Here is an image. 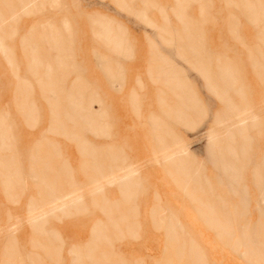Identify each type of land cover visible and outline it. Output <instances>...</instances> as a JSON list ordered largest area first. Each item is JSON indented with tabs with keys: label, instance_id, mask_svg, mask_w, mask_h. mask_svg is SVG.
<instances>
[{
	"label": "rangeland",
	"instance_id": "1",
	"mask_svg": "<svg viewBox=\"0 0 264 264\" xmlns=\"http://www.w3.org/2000/svg\"><path fill=\"white\" fill-rule=\"evenodd\" d=\"M133 1L37 0L33 2L34 8L21 10L20 4L15 0H0V12L3 15V28L0 33V114L7 113V116H11L12 113L14 115V109L9 111L6 108L12 95L10 90L3 91L5 82L8 83V86H13L14 91L19 92V96L28 87V80L20 77L21 67L26 65L27 35L42 34V39L50 40V45L55 50L60 49L59 40L64 35L66 38L70 35L72 40L78 38L79 42L82 40V44H85V39L88 42V38H92L91 44L99 52L102 51V47L96 46L99 43L95 42L93 37L108 46L113 47L118 44V50L117 48L111 49V46L109 49L118 52L120 57L124 58V67L128 71L139 69L138 71L142 74L146 70V79L151 85L156 84L154 86H156L157 108L154 107V110L157 109V112L155 114L153 111L148 112L144 122L139 124V129H144L151 135L152 144L156 147L155 154H152L151 157V161L156 163V167L153 170L149 169L151 170V179L156 182V191L152 189L155 201L147 200L145 203H141L142 205L138 209L137 217L141 222L140 231L139 235L137 234L135 237V242H131V247L134 246L136 250L138 249L135 257L131 256L130 262L123 261V258L120 260L116 255L121 257L123 252L124 254L127 252L123 249L122 243L116 244V241L110 249L107 247L97 250L99 253L104 251L107 253L104 252L107 256L101 254V258H103L101 264H167L168 262H170L169 264H264V227L263 232L259 229L261 224H264V203L259 189L255 185L253 173L256 164L258 166L264 159V57L259 56V53L264 56L262 43L264 41V21L262 20L264 17L261 15L264 13V0H247V5L252 7L251 16H247L249 13L247 11L246 14H243L245 9L238 0ZM257 15H261L260 19ZM198 18H200V29L204 31V35L200 32L201 36L203 35L200 46L204 52L205 64H201L197 60L194 48ZM102 29L109 30V35H103ZM178 36H182L183 41H180L182 39L179 38V40ZM172 37L173 39H171ZM169 39L173 42L169 43ZM88 43L90 44V42ZM127 45L131 51L127 49ZM120 47L123 49H119ZM153 48L155 49L153 50ZM257 49L261 50L258 52ZM30 50L32 49L30 48ZM162 50L168 55L175 51L176 56L172 55L174 62H171ZM103 52H105V48H103ZM123 53L130 56L125 54L126 57H124ZM111 56L112 59L116 58L112 53ZM85 59L88 66L95 67L96 62L90 53L86 55ZM183 60H190L191 68L194 71ZM144 61H147V64ZM31 63L32 65L38 64L36 60ZM103 63L100 62V66ZM172 63H175L178 69L184 70V75L188 82L190 81L200 102L204 104L202 106L204 109L196 106L195 94L189 88L187 90L186 80L181 75V71L176 69ZM221 69L230 72L233 77L234 91L228 90L227 98L220 95L219 72ZM258 69L263 72L262 75H258ZM160 71L163 76L160 75ZM132 74V79L137 80L134 76L135 73ZM118 76L115 74L108 77L110 87L114 86L113 89L116 91L120 90L123 84L122 78ZM164 76H168L169 79ZM86 77L90 80H99L97 82L100 84V77L96 70ZM172 79L174 80L172 81ZM101 82L103 83L102 79ZM171 82H177L176 87L173 88ZM136 83L138 90L144 86L140 80H137ZM23 84L26 85V88L23 87L22 90ZM126 95L129 111L138 117L141 107L140 98L144 96L136 93L133 88L129 89ZM20 105L17 110L21 113L22 120L28 123L29 114L25 112V105ZM148 105L147 103L146 107ZM106 109L108 110V107ZM190 110L199 112L203 116L200 118L195 113L190 118L195 120L198 118V120L187 121L189 112H192ZM93 115L87 111L83 115L82 122L89 130L96 131L98 128L93 126V121H95ZM142 116L145 117L143 114ZM253 116L257 118V125L238 135L235 131L236 122ZM113 117H116L115 114ZM125 124L131 126V119L126 118ZM155 124L161 127L157 132L153 126ZM9 126L14 131L19 128L17 125ZM104 128L110 130L112 125L106 124L103 126ZM2 133L0 132V144L1 135L4 136ZM155 136L158 138L157 141H155ZM242 139H247L249 144L251 141V151L248 154H251V159L255 163L253 162L254 164L250 166L245 165L246 168L242 170V174L237 180L239 189L246 190L245 194L239 198L235 193L228 192L229 188H237L234 174L230 179L233 181L232 185H227L228 179H224L222 175V177L219 176L222 162L220 149L222 147L236 148ZM138 145L148 146V138L141 137ZM135 146L137 145L135 144ZM179 149L186 152L180 156L194 173L193 186H196L195 188L209 186L215 191V197L210 199L211 202L219 207L221 198L227 205L228 216L225 227H223L225 234L220 235L219 233L217 222L222 219L219 209H215L216 223L214 225L207 223V220L198 213L196 201L209 198L212 194L203 195L196 191L193 193L195 198L190 196L192 200L189 199L188 194H185L167 173L163 161H155V158L160 157L162 153ZM224 156L227 157L228 154L224 153ZM112 169H109L108 175L115 173ZM149 170H146V174L150 172ZM117 171L115 175L134 171V175L128 178L131 184L130 193L126 197L123 198L115 184L109 186L118 190L122 200L129 198L133 188L138 184L141 194H147L150 185L143 175L145 174L144 169L140 170L142 173L140 182H134L138 181L137 169L132 165H127ZM219 180L221 182L219 186L223 191L218 186ZM226 187H228L227 192L223 194ZM100 189L101 187L97 185L93 188V192H100ZM134 191L136 192V190ZM110 205L113 211L120 212L118 210L119 201L112 199L107 202V206ZM235 210L239 213L237 216ZM121 216L115 219L109 217L108 224L109 220L116 221ZM33 220L34 218L31 219V222ZM155 220H158L159 223L161 221V227L155 225ZM172 224H176V227ZM95 225L97 228L98 224ZM171 226L173 232H171V228L168 231V227ZM255 235L263 238L258 240V243L262 242L258 247L263 246L259 250H257V244L237 241L239 237H254ZM116 236L121 237V233L118 232ZM169 236H173L179 241H185L184 253L180 256L182 260L174 255V248H177L179 241L175 245L168 243ZM93 237L92 230L91 240ZM187 246L193 249V257L187 256L189 251ZM248 251L260 253L259 256L262 260L252 259L248 256ZM77 254H79L78 251ZM175 258L180 259L177 261L178 259L175 260ZM86 260L90 263L89 258ZM14 263L15 261L12 264Z\"/></svg>",
	"mask_w": 264,
	"mask_h": 264
},
{
	"label": "crops",
	"instance_id": "2",
	"mask_svg": "<svg viewBox=\"0 0 264 264\" xmlns=\"http://www.w3.org/2000/svg\"><path fill=\"white\" fill-rule=\"evenodd\" d=\"M196 24V58L205 64L200 46L204 35L200 29V18ZM33 35H27L26 65L21 67L20 76L28 80V87L21 96L7 82L2 88L3 91H11L12 96L6 108L9 111L14 109V115L11 113V116H7L6 112L5 115L0 114V123L4 119L0 125V132L4 133L0 144V264H12L14 261V264H76L77 251L83 257L84 249L92 243L91 232L96 223L102 234L98 231V241L94 242L96 247L90 245L96 249L94 254L97 264H101V254H107L106 251L105 254L97 250L110 249L116 241V244L122 243L127 252L120 254L121 257L116 256L130 262V257L134 258L138 251L134 246L131 247V242H135L140 231L138 209L147 200L155 201L152 189L156 191V182L151 179L149 169L156 167V163L151 161L156 147L152 144L151 135L139 129V124L144 122L148 112H157V109L154 110L157 108L156 84L151 85L146 79V70L144 74L139 69L128 71L124 67V58L93 35L94 41L99 43L96 46L102 47L100 52L92 46V38H88L91 45L86 39L85 44H82V40L80 44L78 38L72 40L69 35L67 39L64 35L59 40L62 48L55 50L50 40L42 39V34ZM89 53L96 62V68L86 63L85 57ZM111 53L115 59H112ZM164 53L174 62L175 51L169 55ZM57 59H61V62ZM33 60L38 64L32 65ZM100 62H104L102 66ZM183 62L191 68L190 60ZM172 64L178 69L175 63ZM95 70L100 77V84L97 82L99 80L86 77ZM178 70L186 80L187 90L189 88L195 94L196 106L202 107L204 104L188 82L184 70ZM132 73L143 82L142 89H137V80L132 79ZM115 74H119L123 80L118 91L113 89L114 86L110 87L108 78ZM202 85L205 88L203 82ZM132 88L144 96L140 98L138 117L129 111L130 107L126 104V94ZM147 103L149 108L146 107ZM19 104L25 105V112L29 114L28 123L22 120L17 110ZM87 111L94 114L93 125L98 128L96 131L89 130L82 122ZM195 113L200 118L203 116L192 111L187 121L198 120L190 118ZM114 114L116 117H113ZM126 118L131 119V126L125 124ZM11 124L19 128L14 131L9 126ZM106 124H111L112 128L103 129ZM141 137L148 138V146L138 145ZM127 165L137 169L138 181L134 182L141 181L140 170L144 169L143 175L150 188L147 194L142 195L138 184L129 198L122 200L118 190L107 186L106 182L110 168L117 173L118 169ZM146 170L150 172L146 174ZM97 185L101 189L95 193L93 188ZM112 199L120 202L118 210L122 212L113 227L108 224V219L119 217L120 212L112 208L109 212L107 202ZM62 202L65 204L59 207ZM33 218H37L35 223L31 222ZM118 232L121 237L116 236ZM81 259L79 264H90L85 257Z\"/></svg>",
	"mask_w": 264,
	"mask_h": 264
},
{
	"label": "bare ground",
	"instance_id": "3",
	"mask_svg": "<svg viewBox=\"0 0 264 264\" xmlns=\"http://www.w3.org/2000/svg\"><path fill=\"white\" fill-rule=\"evenodd\" d=\"M15 1H17L19 4H20V9L21 10H25V9H30V8H34V4H33V2L34 1H37V0H15ZM240 3H241V5H242V7L245 9V11L243 12V14H246L247 12H249V13H247V16H251V11H252V7H249V5H247V0H238ZM248 1H250V0H248ZM252 1V0H251ZM255 3V2H254ZM3 5V4H2ZM238 6H240V5H238ZM256 6V5H255ZM257 8H258V6H257ZM239 10H240V8H238ZM241 11H242V9H241ZM247 11V12H246ZM261 12H262V10H261ZM258 13V12H257ZM259 13H260V11H259ZM242 14V13H241ZM263 17H264V13L263 14H261ZM261 15H259L260 17H261ZM245 16V15H244ZM258 16V15H257ZM258 16V17H259ZM253 17V16H252ZM260 17H259V19H260ZM2 18H3V15H2V13L0 12V33L2 32V28H3V26H2V23H3V21H2ZM246 18V17H245ZM262 19V18H261ZM263 21H264V19H262ZM4 25V24H3ZM165 32H166V30H164ZM163 31V32H164ZM102 32H103V35H109V30L108 31H106V29L105 30H103L102 29ZM58 33H59V30H58ZM57 33V34H58ZM169 33V32H168ZM48 34V33H47ZM164 34V33H163ZM60 35V34H59ZM166 36H167V34H166ZM170 36V35H169ZM264 36V35H263ZM103 37V36H102ZM184 37V36H183ZM110 38H112L111 36H110ZM178 39L180 38V39H182V36H178L177 37ZM260 38V37H259ZM263 38V37H262ZM171 39H173V37L171 38ZM179 39V40H180ZM164 40V39H163ZM167 40V39H166ZM259 40V39H258ZM180 41H183V39L182 40H180ZM261 41H263V40H261ZM170 42H173V40H171L170 41V39H169V43ZM110 43V42H109ZM168 43V44H169ZM263 43V47H264V41L262 42ZM108 44V43H107ZM167 44V43H166ZM183 44V43H182ZM125 45V44H124ZM54 46H55V44H54ZM108 46V45H107ZM109 46H111V45H109ZM183 46L184 47H186L185 46V44H183ZM118 44H116V45H113V47L111 46L110 48L111 49H116L117 48V50H118ZM125 47H126V45H125ZM124 47V48H125ZM123 49V47H120L119 49ZM127 49L128 50H130L131 51V49L129 48V46L127 45ZM182 49V48H181ZM127 50V51H128ZM261 49H257V51L259 52ZM264 50V49H263ZM130 51H128V52H130ZM125 52V51H124ZM122 53V52H121ZM124 54V57H126L125 56V54H127V53H123ZM128 55V54H127ZM128 56H130V55H128ZM128 56H127V58H128ZM259 56L261 57V58H263L264 56L261 54V53H259ZM57 61L60 63L61 62V59H57ZM263 63H264V60H263ZM62 65V64H61ZM58 66H59V64H58ZM61 69V68H60ZM261 69V68H260ZM260 69H258V75H262L263 74V72L260 70ZM160 73V75H162L161 74V71L159 72ZM168 74V73H167ZM169 75V74H168ZM163 76V75H162ZM170 76V75H169ZM164 77H168V76H164ZM167 79H169V78H167ZM174 79H172V81H173ZM168 82V81H167ZM175 82V81H174ZM219 82L221 83V86H220V88H221V90H220V95H221V97H228V90L229 91H234L233 90V77H232V75H231V73L230 72H228V71H226V70H220V72H219ZM171 84H173L172 85V87L174 88V87H176V85L175 84H177V82L176 83H173V82H171ZM19 86H21L20 84H19ZM26 86V85H25ZM24 86V84L22 85V90L24 89L23 87H25ZM170 87H171V85H169ZM26 88V87H25ZM173 88H171V89H173ZM18 89H20V88H18ZM20 89V90H21ZM176 89V88H175ZM174 90V89H173ZM175 91V90H174ZM54 95V94H53ZM219 95V96H220ZM179 96H181V95H179ZM77 98H78V96H76ZM73 98V97H72ZM177 98H178V96H177ZM226 100V99H225ZM181 101V100H180ZM179 104H180V102H179ZM182 104L184 105V101L182 102ZM186 105V104H185ZM71 106V105H70ZM184 107V106H183ZM186 107H187V105H186ZM70 108V107H69ZM185 109V108H184ZM76 110V109H75ZM193 110V109H192ZM192 110H190V111H192ZM195 110V109H194ZM74 111V110H73ZM184 111V110H183ZM179 112V111H178ZM248 112V111H247ZM190 113V112H189ZM250 113V115H251V112H249ZM78 114V113H77ZM179 114H180V112H179ZM177 117V116H176ZM178 119V118H177ZM256 120H257V118H254V116L253 117H248V118H244V119H240V120H238L237 122H236V125H235V128H236V130L235 131H237V134L238 135H241V133L243 132V131H245L246 129H249V128H251V127H254L255 125H257V122H256ZM178 122V121H177ZM91 126V125H90ZM94 126V125H93ZM154 127H155V129H156V132L158 131V130H160V126H158V125H153ZM84 127V126H83ZM85 128V127H84ZM159 128V129H158ZM154 129V128H153ZM155 131V130H154ZM226 135H228V134H226ZM157 136H155V141H157V139L158 138H156ZM226 142H227V139L225 140ZM250 144H251V141H250ZM250 144H249V141L247 140V139H242V141H241V143H240V145H238V146H236V148L235 147H233V148H229V149H227V148H225V147H222L221 149H220V159L222 160V162H221V167H220V172H221V174L219 175V176H223L224 177V179H228V183H227V185H232L233 184V181L232 180H230L231 178H232V176H233V174H234V177H235V179H236V184H237V188L235 189V188H229V190H228V192H232V193H235L236 195H238L239 196V198L241 197V195L242 194H245V192L244 191H246L245 189H239V187H238V179H239V177L241 176V172H242V170H244V168H246L245 167V165H252V164H254L255 163V161H253L252 159H251V154L249 153L248 154V152L249 151H251V147H250ZM185 151L184 150H182V149H179V150H177V151H172V152H165V153H162V155L160 156V157H157V158H155V161H163V163H164V167H165V169L167 170V173L170 175V177L173 179V181L177 184V186L185 193V194H188V196H189V199H191L190 198V196L193 198L194 197V195H193V193L194 192H200L201 194H205V195H207V193H208V195L209 194H212L211 195V197H209V198H205V199H203V200H197L196 202H197V208H198V213H199V215L201 216L202 215V217L204 218V219H206L207 220V223H210L211 225H214L215 223H216V220H215V209L217 210V209H219V211H220V213L222 214V219H220L219 220V222H217V224H218V226H219V233H220V235H223V234H225V230H224V228L223 227H225L224 225H225V222L227 221L226 219H227V210H226V208H227V205H225V203H224V200L223 199H219V201H220V206L219 207H217L215 204H214V202L212 203L211 202V200H212V198H214L215 197V191H214V189H212V188H209V186H207L206 188H204L203 186L200 188H195L196 186H193V184H194V173H192V171H191V167L190 166H188V165H186V163H184V159L180 156L182 153H184ZM186 153V152H185ZM224 153H225V155H226V153L228 154V156L227 157H225L224 156ZM111 156V155H110ZM161 158V159H160ZM254 162V163H253ZM256 166H257V164H256ZM255 166V169H254V180H255V185H257V187H258V189H259V192H260V195L262 196V201H263V203H264V159L260 162V164L256 167ZM233 171H234V173H233ZM34 174L35 173H33V176H34ZM134 175V171H129V172H126V173H122V174H119V175H115V173H112V174H109L107 177H108V179H107V182H106V184H107V186H111V185H116L118 188H119V190L121 191V194H122V196H123V198L124 197H126L129 193H130V180H128V178H131L132 176ZM221 176V177H222ZM34 177H36V176H34ZM223 179V180H224ZM221 180V179H220ZM220 180L217 182L218 183V186L219 185H221V182H220ZM220 187V186H219ZM223 187V186H222ZM220 189L223 191V189L220 187ZM226 189V191L225 192H223V194L225 193L226 194V192H227V189H228V187H226L225 188ZM234 189V190H233ZM193 195V196H192ZM77 198V197H76ZM157 198L159 199V197H158V195H157ZM195 198V197H194ZM72 199V198H71ZM211 199V200H210ZM74 200H75V198H74ZM192 200V199H191ZM72 201V200H71ZM78 201H76V203H77ZM65 204V202H62V203H60L59 204V207H62V205H64ZM73 204H75V202L73 203ZM168 204V203H167ZM65 208V207H64ZM111 208V205L110 206H108V209H110ZM166 208H168V206L166 205ZM237 209V208H236ZM238 211L237 210H235V215L237 216L239 213H237ZM170 213V212H169ZM234 214V213H233ZM37 219L36 218H34V220H33V222L34 221H36ZM121 220V219H120ZM120 220H118L119 222H120ZM117 221V220H116ZM122 221V220H121ZM35 223V222H34ZM160 223H161V221H160ZM160 223H159V221L158 220H155V225L157 226V227H161L160 226ZM173 223V222H172ZM109 225H111L112 227L113 226H116V222H115V220H109ZM176 224H172V226H174V227H176L175 226ZM223 225V226H222ZM172 226L171 227H168V231H169V229L171 228V232H173V228H172ZM107 227V226H106ZM263 227H264V224H261V226L259 227V229L263 232ZM104 228V227H103ZM103 228H101V230L103 229ZM115 228V227H114ZM98 231H100V228H99V230H98V228H95V229H93V235H94V237L92 238V240H91V242L92 243H90L92 246H95V244H94V242L97 240L98 241V238H99V234L102 232V231H100V233L98 232ZM104 232V231H103ZM102 234V233H101ZM221 237V236H220ZM262 237H257L256 235L254 236V237H252V236H248V237H239L238 239H237V241L238 242H241V241H248V243H252V245H255V244H257V250H259V249H261V248H263V246H261V247H258V245H259V243H262V242H259L258 243V240H262L261 239ZM100 240H101V237H100ZM168 243H171V244H173V245H175V243H178V241L179 240H177L175 237H173V236H169V239H168ZM184 242L185 241H179V245L178 244H176V245H178L177 246V248L175 247H173L174 248V255L176 256V257H180L183 253H184V248H185V246H184ZM99 243V242H98ZM98 243H97V245H98ZM88 245V246H90V247H88V248H83L84 250H85V254L83 255V257L80 255V252H79V254H77L78 255V257H77V259L75 260L76 262H74V263H76V264H79V261L81 260L82 261V259L81 258H84L85 257V259L86 258H89V260H90V264H97V258H95L96 257V255L94 254V251L96 250L94 247H92L91 245ZM170 244V245H171ZM96 247V246H95ZM187 247H189V246H187ZM92 248V249H91ZM99 248V247H98ZM97 248V249H98ZM170 248V247H169ZM189 251H188V254H187V256H192L193 257V255H192V251H193V249L191 248V247H189V248H187ZM86 255V256H85ZM260 255V253H258V252H256V251H254V252H251V251H248V256L249 257H251L252 259L253 258H256L257 260H262V258L259 256ZM81 256V257H80ZM174 256V257H175ZM38 257V256H37ZM191 257V258H192ZM181 258V259H180ZM179 259L180 260H182V257H180ZM188 258H190V257H188ZM190 258V259H191ZM176 259H178V258H175V260ZM179 259L177 260V261H179ZM255 259V260H256ZM170 260V259H169ZM188 261V260H187ZM193 261V260H192ZM83 263V262H82ZM170 262H168L167 264H169ZM80 264H81V262H80Z\"/></svg>",
	"mask_w": 264,
	"mask_h": 264
}]
</instances>
